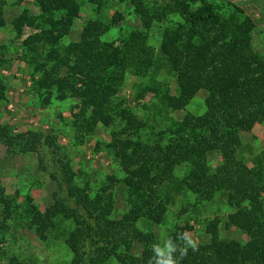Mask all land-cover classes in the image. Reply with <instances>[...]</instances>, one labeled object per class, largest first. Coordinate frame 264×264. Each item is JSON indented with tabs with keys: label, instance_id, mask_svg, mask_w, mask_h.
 I'll return each instance as SVG.
<instances>
[{
	"label": "trees",
	"instance_id": "obj_1",
	"mask_svg": "<svg viewBox=\"0 0 264 264\" xmlns=\"http://www.w3.org/2000/svg\"><path fill=\"white\" fill-rule=\"evenodd\" d=\"M32 1L40 11L34 17L46 18L53 30L64 32L72 20L80 18L76 0ZM127 1L143 24H167L161 57L174 73L175 88L174 94L165 89L161 103L173 111H183L203 90L206 111L201 115L185 113L173 128L159 132L156 142H141L138 134L146 128L145 122L120 101L114 102V98L126 72L147 76L155 63L154 49L142 30H132L117 46L102 41L104 30L85 26L78 43L67 46L61 56L53 50L45 52L33 72H41L40 82L55 86L61 99L67 92L79 102L73 126L80 136L92 135L98 122L108 128L116 124L108 147L120 150L116 163L124 177H108L107 183L91 194L89 188L74 183L75 175L68 162L56 160L58 172L51 177L58 191L45 211L27 200L30 225L44 240L59 221H72L74 227L65 239L72 253L70 264H152L151 245L159 243L158 239L154 232L140 230L132 221L119 222L111 217L115 209L113 184L124 185L129 216L145 224L163 221L176 192H189L198 201L206 202L221 195L233 208L226 225L242 232L246 241L221 238L220 220L213 218L204 226L208 242L197 244L195 251L189 247L183 257L175 253L176 264H264V159L257 157L254 167L249 168L237 158L240 133H249L254 124L264 122V53L252 45L254 28L264 30V4L256 0H225L229 10L218 12L219 8L208 0ZM1 6L0 2L3 26ZM60 16V21H54ZM35 18L24 12L16 20V29L19 31ZM121 19L115 13L111 24ZM51 33L46 32L44 39L52 45L61 34L51 37ZM25 45L29 48V43ZM4 91L0 81V101L5 99ZM140 92L156 90L148 86ZM233 105L238 106L236 116L231 112ZM19 142L35 151L40 135L31 131L14 135L0 122V144L12 152ZM45 142L52 146L48 138ZM209 156L217 159L215 165L210 164ZM181 169L183 175L178 177ZM12 200L0 187V216H9L19 208ZM191 229L187 221L176 224L168 238L183 247L184 242L176 240L177 234H187ZM135 243L143 247L139 256L132 253Z\"/></svg>",
	"mask_w": 264,
	"mask_h": 264
},
{
	"label": "rangeland",
	"instance_id": "obj_2",
	"mask_svg": "<svg viewBox=\"0 0 264 264\" xmlns=\"http://www.w3.org/2000/svg\"><path fill=\"white\" fill-rule=\"evenodd\" d=\"M76 1L80 7V18L72 20V24L65 27L63 32L51 29L46 18L34 17L39 16L40 11L32 0H0L3 18V26H0V81L5 87V99L0 101V122L14 135L29 131L40 135V142L35 151H29L28 145L19 142L14 150L9 152L0 144V187L13 199L12 203L19 207L9 216H0V264H11L13 260L19 264L71 263L72 253L65 239L74 227L73 222L59 221V224L47 233L46 239L41 240L26 215L28 199L41 211H45L52 204V195L58 191L55 180L51 177L58 172L56 160L68 162L75 175L74 183L78 187L89 188L91 194L103 183H107L108 177L112 176L118 180L124 177L116 163V156L120 150L108 147L111 133L117 128L116 124L108 128L98 122L93 134L85 137L75 131L73 120L74 115L79 112V102L67 92H64V98L61 99V92L55 86L40 82L41 72H33L35 63L45 52L53 50L61 56L67 46L79 42L85 26L104 30L102 41L113 42L117 46L126 40L132 30H142L148 45L154 49V66L147 76H135L129 71L126 72L124 82L115 100L113 99L114 102L120 101L122 106L131 109L145 122L146 128L138 134L141 142H156L159 139V132L171 126L173 128L185 113L201 115L207 108L203 90L197 92L183 111H173L161 103L165 89L174 94L175 88L174 73L161 57L166 22L143 24L127 0ZM256 1L260 5L264 4V0ZM208 2L219 8L218 12L229 10L225 0ZM26 11L35 19L29 24H23L18 31L15 27L16 20ZM115 13H119L122 19L112 25ZM255 17H259L257 13ZM60 20L61 16L54 21ZM49 31H52L51 37L61 34L52 45L44 39L46 32ZM252 37L253 48L264 53V30L254 28ZM27 43L29 48L25 45ZM31 47L36 48L37 52L32 53ZM49 65L50 62L46 68H49ZM63 72L64 68L61 74ZM148 86L156 92L141 94L140 91ZM231 112L234 116L238 115V106L233 105ZM122 137L124 138L123 135ZM46 138L49 139L51 147L46 144ZM240 140L238 160L251 168L254 167L257 157L264 159V122L254 124L249 133H240ZM208 160L213 166L217 159L209 156ZM177 174L178 177H182L183 169ZM112 191L115 209L111 217L119 222L132 221L138 229L154 232L159 243L168 238L174 225H183L187 221L188 225L192 226L187 235L196 244H205L208 242V236L204 233V226L213 218L220 220L218 231L221 238L234 239L240 243L246 241V236L242 232L234 226L226 225L227 216L233 208L221 195L206 202L198 201L189 192H184L183 195L176 192L174 204L168 205L163 221L159 224H145L129 216L124 185L121 182L114 183ZM142 249L140 244L135 243L132 253L139 256Z\"/></svg>",
	"mask_w": 264,
	"mask_h": 264
},
{
	"label": "clouds",
	"instance_id": "obj_3",
	"mask_svg": "<svg viewBox=\"0 0 264 264\" xmlns=\"http://www.w3.org/2000/svg\"><path fill=\"white\" fill-rule=\"evenodd\" d=\"M177 241H183L184 246L180 247L177 243H174L172 238H166L161 243H153L151 250L153 256L151 258L152 264H176L174 254L179 252L180 257L187 254L190 247L193 251L197 249L196 242L191 239L186 233H178L176 237Z\"/></svg>",
	"mask_w": 264,
	"mask_h": 264
}]
</instances>
